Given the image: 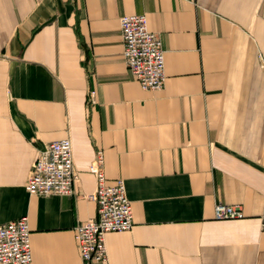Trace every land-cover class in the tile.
<instances>
[{
    "label": "crops",
    "instance_id": "crops-1",
    "mask_svg": "<svg viewBox=\"0 0 264 264\" xmlns=\"http://www.w3.org/2000/svg\"><path fill=\"white\" fill-rule=\"evenodd\" d=\"M141 12L159 89L121 53L119 16ZM64 135L75 191L29 193L38 148ZM96 147L133 223L87 264H264V0H0V221L26 215L27 264H85L73 226L96 212ZM216 200L242 216L214 218Z\"/></svg>",
    "mask_w": 264,
    "mask_h": 264
},
{
    "label": "built area",
    "instance_id": "built-area-1",
    "mask_svg": "<svg viewBox=\"0 0 264 264\" xmlns=\"http://www.w3.org/2000/svg\"><path fill=\"white\" fill-rule=\"evenodd\" d=\"M122 57L129 72L143 89H159L164 84V49L158 32L147 27L145 13H123L119 16ZM85 102H94L88 91ZM88 169L94 174L95 186L86 195L96 201L94 215L77 221L74 238L83 263L106 260L105 233L128 229L133 223L132 209L122 176L111 183L105 181L103 153L96 147ZM77 172L73 165L69 135L44 142L38 148L24 183L29 193H73ZM238 202L216 200L212 205L214 218L242 216ZM264 226V208L259 212ZM31 259L29 225L25 214L0 221V263L27 264Z\"/></svg>",
    "mask_w": 264,
    "mask_h": 264
}]
</instances>
